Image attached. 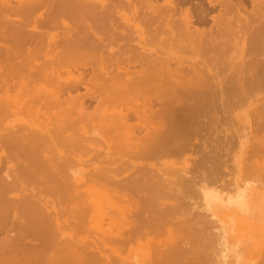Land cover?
Segmentation results:
<instances>
[{"label": "bare ground", "instance_id": "bare-ground-1", "mask_svg": "<svg viewBox=\"0 0 264 264\" xmlns=\"http://www.w3.org/2000/svg\"><path fill=\"white\" fill-rule=\"evenodd\" d=\"M263 202L264 0H0V264H264Z\"/></svg>", "mask_w": 264, "mask_h": 264}, {"label": "rangeland", "instance_id": "rangeland-1", "mask_svg": "<svg viewBox=\"0 0 264 264\" xmlns=\"http://www.w3.org/2000/svg\"><path fill=\"white\" fill-rule=\"evenodd\" d=\"M12 117V119H15L16 117L15 116H11ZM11 117L9 118V119H11ZM13 117H15V118H13ZM28 118V117H27ZM21 123L23 124L24 122H22L21 121ZM25 124V123H24ZM23 124V125H24ZM232 152H234V147H233V149H232ZM230 178H232V177H230ZM210 186H212V187H214V188H216L217 187V189H219L218 187H220V185H218V184H214V185H210ZM221 188V187H220ZM224 189L225 188H223V191H224ZM220 190H222V189H220ZM226 191H227V189H226ZM222 192V191H221ZM231 193V192H230ZM232 193H233V191H232ZM252 198H253V200H252ZM252 198H251V200L250 199H246L243 203H242V205H246L243 209H242V211H247L248 210V208H247V205L250 207V208H253L254 206H256V204H257V202H258V200L260 199V196H258V195H256V196H252ZM221 199H217L216 201H220ZM251 202H249V201ZM222 201V200H221ZM247 202V203H246ZM253 202V203H252ZM234 204L228 209L229 210V212H233L234 210H236V209H238L237 207H236V205H235V202H233ZM264 203V202H263ZM258 204H261V203H258ZM257 204V205H258ZM236 207V208H235ZM258 207V206H257ZM222 213H225V212H227V211H224V208H222V207H217ZM234 208V209H233ZM217 209V210H218ZM261 209H263V207L262 208H257V210L260 212H258L260 215V217H257V218H250L249 220H248V222L249 223H251V224H253L254 225V229H258V228H261L262 226H264V218L263 217H261V213H262V210ZM233 210V211H232ZM242 212L240 211V213L239 214H241ZM241 215H243V214H241ZM244 216V215H243ZM236 217L238 218V214L236 215ZM236 221V222H235ZM235 221H234V223L232 224L231 223V225H230V229L229 230H232V231H229L230 232V235H232V236H235L234 237V239H233V241H235V238L237 239V238H239L238 237V235H239V233L241 232V231H243V226L245 225V224H248V223H244L243 225H242V222L241 221H239V218H238V220L235 218ZM260 223V224H259ZM259 224V225H258ZM237 225H239V227H237V229H236V226ZM258 225V226H257ZM235 226V227H234ZM242 226V228L240 229V227ZM234 228V229H233ZM162 231H163V229H161ZM239 230V231H238ZM160 232V234H159V237L163 234V232ZM236 234V235H235ZM91 236H87V238H85V240H89L90 238L92 239H94V236L92 235V234H90ZM164 235V234H163ZM161 236V238H163L164 236ZM260 236L261 235H263V234H259ZM240 236V235H239ZM90 241V240H89ZM134 243V244H133ZM130 246L131 247H133V245H134V248H137L136 246L137 245H135V244H137V243H135V242H133ZM130 248V247H129ZM128 247L124 250V252H123V254L122 255H125L126 254V252H127V254L128 253H131L128 249H129ZM128 250V251H127ZM126 254V255H127ZM137 257L138 258H140V260H141V250L139 249L138 250V252H137Z\"/></svg>", "mask_w": 264, "mask_h": 264}]
</instances>
